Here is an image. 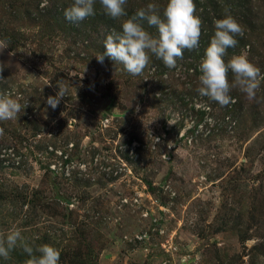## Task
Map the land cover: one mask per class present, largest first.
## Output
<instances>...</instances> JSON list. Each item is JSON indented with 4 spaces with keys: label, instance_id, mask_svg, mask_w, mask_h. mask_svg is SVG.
<instances>
[{
    "label": "rangeland",
    "instance_id": "obj_1",
    "mask_svg": "<svg viewBox=\"0 0 264 264\" xmlns=\"http://www.w3.org/2000/svg\"><path fill=\"white\" fill-rule=\"evenodd\" d=\"M0 18L18 39L0 51V93L22 105L0 121V236L19 229L33 248H57L60 264H264V83L254 101L239 91L210 108L190 92L201 59L137 76L99 63L121 22L65 36ZM21 253L0 264H25Z\"/></svg>",
    "mask_w": 264,
    "mask_h": 264
},
{
    "label": "clouds",
    "instance_id": "obj_2",
    "mask_svg": "<svg viewBox=\"0 0 264 264\" xmlns=\"http://www.w3.org/2000/svg\"><path fill=\"white\" fill-rule=\"evenodd\" d=\"M99 3L104 13L112 19L127 16L125 6L128 0H72L64 9L65 19L70 22L83 21L95 14ZM156 29L151 34L144 23ZM214 35L204 50L200 61L199 87L202 97L215 101L221 106L232 102L231 91L236 88L254 101L264 74L251 63L246 55H233L227 62L224 57L227 49L237 45V36L242 37L244 30L240 23L226 8L222 18L214 21ZM202 20L196 14L194 0H166L163 8L157 3H148L124 19L121 31H112L103 42L105 52L98 53L96 59L103 63L104 57L123 65L125 71L133 76L141 75L149 66L150 55L163 62L167 68H175L177 60L183 59L184 50L199 47ZM8 48L6 41H0V51ZM6 63L0 62V74ZM229 73L233 80L229 82ZM0 79L3 76L0 75ZM55 96H48L46 104L55 109L65 96V89L59 87ZM27 103L23 105V109ZM22 110L19 101L10 94L0 93V121L16 120ZM170 124V123H169ZM0 129V133H2ZM17 247L29 257L25 264H60V251L49 244L33 248L22 236L19 229L10 230L6 237L0 236V258L9 260Z\"/></svg>",
    "mask_w": 264,
    "mask_h": 264
},
{
    "label": "trees",
    "instance_id": "obj_3",
    "mask_svg": "<svg viewBox=\"0 0 264 264\" xmlns=\"http://www.w3.org/2000/svg\"><path fill=\"white\" fill-rule=\"evenodd\" d=\"M71 3L72 0H0V14L1 17L4 15L13 16V19L17 20V22L26 20L28 22V26L38 30L41 29L48 31L45 35H49L51 31H58V33L64 34L65 36H71L78 34L81 26L84 29L89 30V28H91L90 25L93 24L96 28H98V26L102 27V32H106L107 28L104 27H112L116 22L122 23L124 19L131 17L138 8L144 7L148 3H157L161 6V8H163L166 0H128L127 5L125 6L127 16L121 17L120 19H112L107 16L97 2L95 5V14L79 22H70L65 19L64 9ZM194 3L196 4V14L202 20V24H206L209 20L214 24L216 19L223 17L224 10L227 8L231 15H233L242 26L244 35L242 37L237 36V45L233 48L227 49V53L224 57L226 62L227 59L229 60L233 55H237L236 53H238V50L247 47L249 49L247 53L248 60L255 65L254 59L259 57V59L256 60L258 66L264 65V0H194ZM42 4L44 5L42 6ZM210 14H214V17ZM2 23L3 21L0 22V27ZM144 27L146 30H154V28H150L146 22L144 23ZM0 29V40L6 41L10 48H16V43H18V39H15L16 34L13 33L10 35V30L6 28ZM11 30L14 31L15 29L13 28ZM120 31L121 28L116 27V32ZM213 35L214 32L210 34H202L199 41V47L191 51L184 50L183 57L192 58L196 62L202 59L204 56V50L209 45L210 39ZM103 42L102 49L104 48ZM159 61L160 60L150 55V63H159ZM200 75V70H195L194 75H191L190 85L193 89L190 90V92H197V88L199 87L198 77ZM228 78L231 83L233 80L231 73H229ZM263 83L264 80H262L261 84L263 85ZM162 93L166 95V92L162 91ZM261 93L262 99H264V89L261 90ZM239 94V89L236 88H234L230 93L232 99L234 97L236 98V95ZM172 96H174L173 93ZM206 99L210 103V108H219L220 105L218 103L208 99L207 97ZM180 102H183L182 98ZM222 107H224V109L226 108V106ZM196 114L198 115L199 120H201L206 112L199 109L196 111ZM18 199L23 202H27L26 197H19ZM21 252V249L12 251L11 258L16 261L15 263H21L16 260L17 257L21 258L24 256ZM262 256L264 257V254H262ZM72 264L84 263H81L77 257H74Z\"/></svg>",
    "mask_w": 264,
    "mask_h": 264
}]
</instances>
